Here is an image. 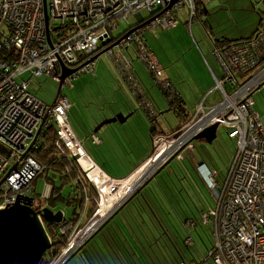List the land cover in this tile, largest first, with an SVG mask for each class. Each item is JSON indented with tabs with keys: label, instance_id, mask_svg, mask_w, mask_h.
<instances>
[{
	"label": "built area",
	"instance_id": "obj_1",
	"mask_svg": "<svg viewBox=\"0 0 264 264\" xmlns=\"http://www.w3.org/2000/svg\"><path fill=\"white\" fill-rule=\"evenodd\" d=\"M201 1L205 4L208 0ZM182 11H186L187 22L191 24L197 18V0H0V25L6 28L0 29V50L14 51L16 55L13 61L0 62V144L9 150L6 156L0 153V211L16 204L28 206L30 200L35 211L34 181L43 167L30 156L31 150L29 153L27 150L47 115L43 129L48 124L54 125L57 148H65L75 158L97 194L96 211L78 231L96 215L104 194L115 195L125 185L131 186V181L148 168L149 161L160 151L159 159L153 166L149 165L151 169L121 201L171 157L183 162L184 155L194 150L193 139L218 124L233 142L235 153L221 179L206 165L196 166L213 200V206L200 217L202 225L211 227L214 238L206 260L212 258L214 264H264V126L253 101V94L264 85L263 27L248 40L215 47L213 55L222 66L225 79L222 83L215 81L218 100L211 104L202 97L188 122L152 139L147 159L123 178L106 174L84 150L68 121L71 105L67 97L60 95L49 111L50 104L29 89L34 79H51L58 84L60 63L69 69L83 66L64 81L72 84L84 69L93 68L94 63L86 65L90 58L107 49L106 54L114 59L119 56L113 54L117 48L135 52L153 85L169 103L173 102L175 91L164 78L163 68L145 45L143 36L156 29L175 28ZM131 19L134 27L115 39L113 34L120 24H130ZM119 58L114 61L127 63L124 56ZM126 66L133 71L131 64ZM130 86L134 94L142 96L139 105L146 116L149 119L157 116L158 111L146 91L137 90L134 84ZM45 186L40 201L50 198L52 187L47 183ZM72 237L50 264H64L87 238L76 247L72 245L76 235ZM187 242L190 244L191 240Z\"/></svg>",
	"mask_w": 264,
	"mask_h": 264
},
{
	"label": "trees",
	"instance_id": "obj_2",
	"mask_svg": "<svg viewBox=\"0 0 264 264\" xmlns=\"http://www.w3.org/2000/svg\"><path fill=\"white\" fill-rule=\"evenodd\" d=\"M203 7V2L197 0V18L199 14L204 13ZM260 27L263 26L260 25L246 39L224 40L227 43L248 40ZM219 43L223 45L224 41H219L217 44ZM15 58L14 51L0 50V62L13 61ZM180 101L182 100L175 98L169 104V110L178 119L179 125L183 126L188 122L193 109L189 111L183 107V101V105ZM70 105L69 112L72 108L71 102ZM157 118L158 114L149 119L152 125L151 145L152 139L168 132L159 128ZM83 121L86 124L85 119ZM99 123L93 127L95 128ZM56 140L54 125L48 124L40 135V142L30 152V156L43 167V171L34 184L42 178L52 187L50 198L36 203L34 209L37 211L46 207L52 210L61 203L71 210V215L60 225L43 222L51 245L40 264H50L68 244L72 233L80 229L97 209V194L94 187L84 176L75 158L71 157L65 148H57ZM168 167L144 188L140 190L141 187H139L127 199L130 200L124 207L112 215L108 224L94 238L83 242L75 250L77 252L75 257L67 264H205L208 261L206 260L207 252L213 246V242L211 246L205 247L206 252L203 253L192 232L204 245L198 228L203 231L206 228L201 224L200 217L207 206H203L197 194L193 196L194 199L189 197L188 190L192 187L184 177L182 168L180 166L178 169L175 168V172ZM124 191L118 194L108 206H104L101 201L98 212L82 230L87 232L90 228L96 227L98 220L107 214ZM193 193L192 191L191 195ZM184 196L188 201H185ZM194 210L197 211V216ZM174 216H177L181 222L179 225L185 232L184 239L177 237L178 234L174 231ZM187 224L193 227L192 231ZM207 227L211 230L210 226ZM188 239L191 240L190 244L187 242ZM199 254L202 256L200 257Z\"/></svg>",
	"mask_w": 264,
	"mask_h": 264
},
{
	"label": "rangeland",
	"instance_id": "obj_3",
	"mask_svg": "<svg viewBox=\"0 0 264 264\" xmlns=\"http://www.w3.org/2000/svg\"><path fill=\"white\" fill-rule=\"evenodd\" d=\"M203 10H206L205 16L203 13V15H200L201 19L199 17L195 18L190 27L186 23L188 19L182 17V15H185L183 12L178 16V26L176 28L168 30L158 29L157 31L147 32L143 36V39L164 68H168L167 71L176 76V80H179L177 72L183 61L188 66L190 74H188L187 71L183 74V71L180 69L178 72L179 75L183 79L186 78V76L187 79H189L188 77L191 75L195 79L199 78L203 82L204 88L213 91L215 82L208 68L215 70L217 75H219V72L216 70L215 61L213 59L214 55L212 53L214 48L209 37H212L214 40L221 38L230 41L250 37L260 25L264 27V0H208L204 4ZM143 17L146 19L148 15L143 13ZM119 27L120 28L113 34L115 39L122 37L127 31L132 29V27H134V20L131 19L130 24L121 23ZM0 29L3 31L6 30L3 25H0ZM203 49L205 51L202 52ZM117 51V48L113 49V52L116 54L119 52ZM196 56H198L201 61ZM110 60L107 54L101 55L94 62L93 68H89L88 70L84 69L72 84L65 83L62 88V93L69 98L72 104V108L68 115L69 123L74 133L76 132L79 134L82 127L87 126L83 123V119L87 117V107L92 105L93 101L97 103L100 102L106 109H109L108 107L113 105L109 92L113 90L111 86L116 84V81L113 76L114 67ZM91 69L93 70V74L90 71ZM203 73L206 74L207 79H205ZM150 83V86H152L157 94L156 97L161 98L159 91L153 87L151 79ZM188 83L190 84V82ZM57 86L58 84L51 79L44 80L42 78L32 80L29 89L33 94L37 95L40 100L51 104L54 100ZM261 88L262 90L259 91V93L257 92L254 94V110L259 113L261 120L264 121V85ZM92 108L94 110L93 106ZM161 109H163L161 112H164V114L159 117L158 123L162 125L159 124L158 126L162 128L164 125L166 128L170 127L171 129H175L178 126V119L171 110L167 111L166 105H161ZM148 131L149 129L147 127L146 134H148ZM228 142L224 129L218 128L216 139L212 144L206 145L202 142L193 141L194 150L189 155L195 162L203 161L209 169L215 170L221 179L227 172L229 159L234 155L235 150V148H232L231 143L229 142L228 144ZM0 153L6 156L9 154V150L0 144ZM190 164L192 163L190 160H187L186 155L185 161L176 162L173 160L168 168L171 171H175V168L178 169L179 166L181 168L185 167V165L190 167ZM193 169L194 168H190L189 170L194 176L197 175V177L200 178L196 169ZM45 184L46 182L42 178L36 183V203L40 201V196L43 195L45 191ZM126 187H128V185H125L122 190L120 189L118 194L124 191ZM118 194H104L102 197L104 206H108ZM52 211L54 213L63 211L64 215L67 217L71 215V210L61 203H58ZM177 211L180 212L178 209ZM194 212L195 216H197V211L194 210ZM87 222H84V225ZM180 223L179 218L174 216V231L178 234L177 237L184 239L185 232L182 230V226L179 225ZM187 226L192 231L193 227L189 226V224H187ZM205 227L204 231L198 228L200 232L199 235L204 241V245L197 239L196 234L192 232V236L200 244L203 253L206 252L205 247L211 246V243L214 242L211 230L207 226ZM77 232L78 230L76 229L72 233L70 240ZM86 237L87 236H85L84 239ZM84 239L82 238L81 242ZM77 246L78 245H76V247ZM199 255L200 257L202 256L201 254ZM205 264L214 263L212 259H208Z\"/></svg>",
	"mask_w": 264,
	"mask_h": 264
},
{
	"label": "crops",
	"instance_id": "obj_4",
	"mask_svg": "<svg viewBox=\"0 0 264 264\" xmlns=\"http://www.w3.org/2000/svg\"><path fill=\"white\" fill-rule=\"evenodd\" d=\"M183 12L185 13V15H182V17L184 19H187L188 14L186 13V11H182L181 14ZM200 17L201 16L199 14V18ZM186 23L189 27L192 24V23L189 24L187 21ZM157 30L158 29L153 30V31H157ZM220 41H224V44L227 43L224 39H221V38H220ZM218 42H215V43L212 42L214 49L215 47H219V48L222 47V44L221 45L220 43L217 44ZM145 45L149 49L146 42H145ZM118 51H117L118 54L113 52L114 55L116 56L119 55L115 58L124 56L127 60V63L124 62L123 60L116 62L114 61L115 58L113 59L112 56H109L111 59L110 61L114 67L113 76L116 81V84L111 86L113 90L109 92L113 105L111 107H108L109 109H106L104 106L101 105L100 102L97 103L93 101L92 105L87 107V110H88V112L86 113L87 117L84 118L87 126L82 127L81 132H79V134L75 132V135L81 141L84 150L87 152L90 158L106 174H108L109 176L113 178H122V177L128 176L133 170H135L139 165H141L147 159L151 151L150 150L151 149L150 134H151L152 125H151L149 118L146 116L144 111L140 108L139 103H140V100L143 99L142 96L138 95L137 93L134 94L130 85L134 84L137 90L141 88L146 91L147 98L150 99L149 101L153 103L156 110L158 111V118H157L158 125L160 124L158 123L159 117L164 114V112H161V110H163L161 109V105L163 106L166 105L167 111H169V102L166 100L161 90L158 87L153 85L152 79L150 78L148 73H146L143 67V64L138 60L135 52H131V51L127 52L123 49L122 50L118 49ZM203 51L205 50L203 49L202 52ZM152 54L157 59V57L155 56L153 52ZM196 57L200 60L198 56ZM213 59L215 61L216 70L219 72V75H217L216 71L211 68H208L209 73L211 77L213 78L214 82L217 80L219 83H222L225 80L223 76V72H222V66H220V64L218 63V60H216L214 56H213ZM127 64H131L133 71H130L127 68L126 66ZM160 65L164 71V78L166 79V81H168L171 84V86L173 87L175 91V98L181 99L184 104L183 107L187 108L189 111L192 110L196 106L197 102L202 97H206L207 101L211 104L218 100L219 94L214 90L211 91V89L209 90L208 88L207 89L204 88L203 82L199 78L195 79L191 75L190 77H188L189 79H187V76L186 78L183 79L179 75L178 72L180 69L183 71V74L185 71H187V73L190 74L188 71L189 69L188 66L183 61L180 65L181 66L180 69L177 72V76L179 77V80H176V76L174 74H170L167 71L168 68L165 69L161 63ZM203 75L205 76V79H207L206 74L203 73ZM130 77H131V80H128V78ZM150 79L152 81L153 87H155V89H157L159 93L161 94V98L156 97L157 94L155 93L152 86H150L151 85ZM188 82H190V84ZM261 90L262 88L259 89V91ZM259 91L257 92L259 93ZM146 94H144V97L146 96ZM254 94H253V101H254V106H255ZM60 95L67 97L66 95L62 93V90H61ZM182 101H180L181 105H183ZM92 106L94 107V110ZM255 112L257 113L256 110ZM117 114H122L123 116L129 115V118L124 123L116 122V123H113L107 126H103L96 134L93 133V130H94L93 126L95 124L102 122L104 119L113 118ZM257 115L262 125L264 126V121L261 120L259 113H257ZM177 124H178L177 127H179V124H180L179 121L177 122ZM147 127L149 129L148 134H146ZM159 128L161 127L159 126ZM163 128L164 130H168V132L176 129V128L171 129L170 127L166 128L164 125L162 126L161 129L163 130ZM216 136H217V133H216ZM214 140L212 141V143L214 142ZM227 141L231 143L232 148L234 149L232 141H230L228 138H227ZM199 142H202L208 145L204 140L199 141ZM187 153H186L187 160H190L192 164H190V167H188L187 165H185V167H182V173L184 177L187 179V181L191 184V187H192V189L188 190L189 197L193 198V196L197 194L198 199L203 204V206H207V208L212 207L213 200H212L210 192L208 191V189L206 188L202 180H200V178H198L197 175L194 176L192 172L189 170L190 168L196 169V165L199 163H203V161L195 162L193 161L189 153L188 154ZM234 153H235V150H234ZM232 157L229 159L228 168L230 167ZM214 172L216 171L214 170ZM192 191L194 193L191 195ZM184 199L185 201H188L185 196H184ZM64 218L68 219V217L65 215H64Z\"/></svg>",
	"mask_w": 264,
	"mask_h": 264
},
{
	"label": "water",
	"instance_id": "obj_5",
	"mask_svg": "<svg viewBox=\"0 0 264 264\" xmlns=\"http://www.w3.org/2000/svg\"><path fill=\"white\" fill-rule=\"evenodd\" d=\"M205 14L206 10H204V16ZM210 39L213 43L220 41V39ZM115 46L116 44L110 47V49L114 48ZM101 47H104V44H102ZM106 52L107 49L102 50L97 55L90 58L86 62V65L94 63L98 59V57L106 54ZM82 67L83 66L75 69H69L63 63H60L61 76L59 77V83L54 100L49 106V111H51L56 103V100L60 96L64 81L71 75L77 73ZM47 117L48 115L42 120V123L40 124L39 129L35 134V137L29 149L27 150V153H29V151L34 148L37 142V138L40 135L47 120ZM128 118L129 115L123 116L122 114H117L113 118L105 119L94 128L93 133L96 134L103 126H107L116 122L124 123ZM218 128V124H214L206 128L203 132L198 134L193 139V141L199 142L204 140L207 144H212V141L216 137ZM173 160V157H171L166 163L159 167V169L155 173L147 176V179L144 181L146 183L144 184L143 182L139 186L141 187L140 190L147 184H149L158 174L164 171L173 162ZM203 164L204 163H199L198 165ZM130 196L131 195L123 199L119 203V205L108 216H106L99 225L94 228V230L86 238V242L94 238L108 224L112 215L121 210L124 205L130 200H127L128 198H130ZM31 203L32 200L29 201L28 206H21L16 204L14 207H10L0 211V264H40L44 254L50 248L51 243L42 223L38 219V216L41 215V219L47 224L60 225L61 223L63 224V222L66 220L64 218L63 211L54 213L49 208H44L41 212H35L30 207ZM76 253L77 252H73L67 258L64 264H67L70 260H72L75 257Z\"/></svg>",
	"mask_w": 264,
	"mask_h": 264
},
{
	"label": "bare ground",
	"instance_id": "obj_6",
	"mask_svg": "<svg viewBox=\"0 0 264 264\" xmlns=\"http://www.w3.org/2000/svg\"><path fill=\"white\" fill-rule=\"evenodd\" d=\"M161 153H162V151H160L159 154L155 155V156L149 161V163L147 164V167H148V168L145 169L143 172L139 173V175H137V176L135 177V179H134V181H133V183H132L131 188H133V187L136 185L135 183H136L139 179H142V178H143L145 172H146L148 169H151V167L149 168V165L153 166V165L155 164V162L159 159V156H160ZM131 188H127V191H124V192H123V194L118 198V200H117V201H116V202L110 207V210H108V213H107V214H109V213L113 210V208H115V206L121 201V199L124 198V196H126V195L130 192ZM107 214H106V215H107ZM102 219H104V218H102ZM102 219H101V220H102ZM101 220L99 221V223L101 222ZM99 223H98V224H99ZM94 228H95V227H94ZM94 228H92V229L94 230ZM92 229L90 228V230L87 231V232H84L83 230H79V231L77 232V234H76V237H75L74 242L72 243V245H78V243L81 242V239H82V238L84 239L85 236H88V235L91 233ZM89 232H90V233H89Z\"/></svg>",
	"mask_w": 264,
	"mask_h": 264
},
{
	"label": "flooded vegetation",
	"instance_id": "obj_7",
	"mask_svg": "<svg viewBox=\"0 0 264 264\" xmlns=\"http://www.w3.org/2000/svg\"><path fill=\"white\" fill-rule=\"evenodd\" d=\"M170 104V103H169ZM188 154V153H187ZM190 154V153H189ZM186 155V154H185ZM132 186V185H131ZM131 186L128 185V187H126L125 191H127V188H131ZM108 213V212H107ZM106 215H104L103 217H101L99 220H98V223L99 221L102 219V218H105Z\"/></svg>",
	"mask_w": 264,
	"mask_h": 264
}]
</instances>
